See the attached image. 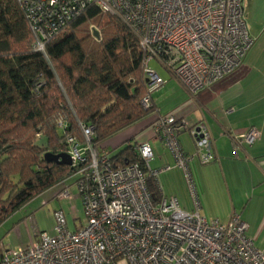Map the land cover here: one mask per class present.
<instances>
[{
    "label": "built area",
    "instance_id": "2783aa9c",
    "mask_svg": "<svg viewBox=\"0 0 264 264\" xmlns=\"http://www.w3.org/2000/svg\"><path fill=\"white\" fill-rule=\"evenodd\" d=\"M34 35L33 47L46 52L47 42L69 21L95 5L117 16L138 38L147 87L165 84L150 63L156 59L177 78L192 98L240 69L254 45L245 16V0H18ZM152 107L150 95L142 100ZM61 127L65 124L60 122ZM156 136L183 173L193 205L184 209L177 197L164 194L154 202L148 177L154 152L149 141L137 145L145 163L114 168L112 154L93 144L95 129L81 123L84 140L67 138L86 219L71 230L63 211L55 212V235L43 231L25 248L0 250V264H264V250L247 235L248 223L233 213L228 222L208 219L190 162L216 160L205 122L194 125L175 114L161 115ZM188 131L195 141L187 153L179 139ZM262 132L252 126L232 136L236 145L254 144ZM166 165L161 170H170ZM71 176V177H72ZM70 178V177H69ZM67 178V179H69ZM66 179V180H67ZM59 196L73 199L70 189Z\"/></svg>",
    "mask_w": 264,
    "mask_h": 264
},
{
    "label": "trees",
    "instance_id": "16d2710c",
    "mask_svg": "<svg viewBox=\"0 0 264 264\" xmlns=\"http://www.w3.org/2000/svg\"><path fill=\"white\" fill-rule=\"evenodd\" d=\"M90 25L101 37L92 36ZM34 42L18 0H0V225L73 175L72 161L55 155L67 153L68 137L84 140L81 123L93 126L99 149L155 110L142 103L151 93L146 53L117 16L91 5L47 42L45 53ZM110 162L114 168L137 162L147 171L131 141ZM148 187L159 202L152 176Z\"/></svg>",
    "mask_w": 264,
    "mask_h": 264
},
{
    "label": "crops",
    "instance_id": "0c3cea01",
    "mask_svg": "<svg viewBox=\"0 0 264 264\" xmlns=\"http://www.w3.org/2000/svg\"><path fill=\"white\" fill-rule=\"evenodd\" d=\"M257 53L251 48L240 69L201 90L196 98L169 72L165 76L158 72L166 82L151 90L153 113L107 140L102 148L113 155L130 141L136 148L149 141L156 161L151 168L160 171L157 182L161 195L177 197L180 205L191 211L184 173L175 167L174 157L156 136L154 124L161 115L170 113L190 125L205 122L212 135L216 160L201 164L194 157L190 162L202 214L221 222H228L233 213L240 214L249 225L247 235L264 250V68L254 63ZM252 126L261 130V139L252 145H236L232 136L243 134ZM179 139L187 153L194 152L195 141L188 131L180 133ZM166 165L173 168L161 170Z\"/></svg>",
    "mask_w": 264,
    "mask_h": 264
},
{
    "label": "rangeland",
    "instance_id": "374dc122",
    "mask_svg": "<svg viewBox=\"0 0 264 264\" xmlns=\"http://www.w3.org/2000/svg\"><path fill=\"white\" fill-rule=\"evenodd\" d=\"M244 7L249 30L255 39L252 48L254 47L255 53L258 52L254 63L264 68V0H245ZM89 27L92 36H95L97 31L98 36L101 37L102 32L97 25ZM150 65L162 76L168 74V71L156 59H153ZM58 132L62 135L63 129L59 128ZM150 165L152 168L155 167V159L150 161ZM76 180L77 176H72L53 186L6 218L0 225V250L4 247L25 248L43 231L55 235L56 211H63L71 230L80 227L86 216ZM66 188L72 192L73 199L59 196Z\"/></svg>",
    "mask_w": 264,
    "mask_h": 264
},
{
    "label": "water",
    "instance_id": "95a60500",
    "mask_svg": "<svg viewBox=\"0 0 264 264\" xmlns=\"http://www.w3.org/2000/svg\"><path fill=\"white\" fill-rule=\"evenodd\" d=\"M95 35L98 36V32L95 31ZM56 158L58 159H61V162H68V163H71V158L69 156V154H58V155H55Z\"/></svg>",
    "mask_w": 264,
    "mask_h": 264
}]
</instances>
